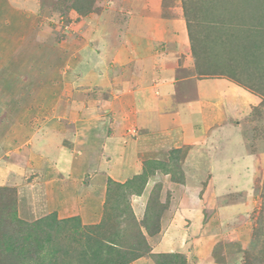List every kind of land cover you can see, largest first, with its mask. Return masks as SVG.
I'll return each instance as SVG.
<instances>
[{"label": "crops", "instance_id": "1", "mask_svg": "<svg viewBox=\"0 0 264 264\" xmlns=\"http://www.w3.org/2000/svg\"><path fill=\"white\" fill-rule=\"evenodd\" d=\"M74 1L0 0V4L4 5L0 13L3 17L13 12L20 15L26 12L22 6L30 2L65 3L68 22L86 27L82 31L86 33L88 30L90 35L100 32L102 39L95 50L85 48L76 68L82 70L79 77L83 83L82 101H88V106L92 101L89 95L96 91L95 88L97 92L101 90L100 93L109 94V98L103 101L105 112L101 108L97 113L95 107L83 105L81 114L82 117L90 114L100 119L99 125L89 129L93 134L98 133L97 136H90L101 151L98 155L107 157L106 164L101 166L121 165L119 171L122 173L118 181L124 183L139 172H133L132 167L140 165V159L144 162L147 156L160 151L157 150L159 146L166 154L172 149L190 147V154L184 161L186 185L176 184L169 175L166 176V195L172 198L166 214V238L159 241V248H154L152 252L182 254L188 264H220L216 260L220 257L228 261L231 257L228 253L230 243H238L245 249L251 241L253 230L246 226L249 219L245 213L242 216L239 214L241 206L252 201L251 192H232L237 189L229 190L227 185L224 192H219L214 182L218 169L214 165L221 158L230 161L233 166L241 164L242 161L231 156V152L227 153L228 157L217 154L226 148H234L236 156L244 153V159L248 155L256 157L257 164L251 170L253 190H256L254 181L260 178L261 169L264 171V145L259 146L258 154L249 151L244 135L248 127L244 123L246 117L241 118L244 101H247L251 118L252 110L264 100L250 87L262 82L259 73L264 70V6L261 3L264 0H247L254 10L250 7L244 19L230 14L228 8L225 9L216 0H95L94 11L85 16L69 8ZM8 47L3 46L5 51ZM85 53L91 54V58L85 57ZM198 69L237 70V77L245 82L240 84L230 75H215L214 72L206 73L211 74L209 76L200 75ZM66 112L74 115L73 111ZM125 130H134L136 134L125 140L121 136ZM233 132L238 133L237 140L232 138ZM230 133L231 137L227 136ZM212 136L214 141L208 142ZM222 138L226 142L221 143ZM207 145L210 146L208 156L203 150ZM69 147L72 144L58 147L60 150L57 153L64 159L57 161L59 167L55 166V177H58L48 183L51 189L41 186L44 207L51 205L55 210L47 212L44 208L42 215L38 214L39 218L54 212L59 219L76 217L72 212L75 202L72 185L77 174L75 161L81 157L71 154ZM213 151L216 152L211 153ZM83 157L86 158L87 154L84 153ZM63 164L65 167H62ZM246 166V171H250V167ZM238 170L242 171L241 168ZM61 172L65 177H59ZM12 175L15 174L3 176L0 187L16 189L19 198L22 190L17 182L21 178ZM61 186L63 189L60 190ZM206 186L209 190L202 195ZM197 188H200L197 193L200 203L187 204L194 196L192 190ZM253 193L256 194V191ZM207 194L216 198L215 206L211 201L207 204L200 199ZM182 204L184 207H181ZM23 208L20 198L19 217L28 220L24 214L38 216V211L32 207ZM174 212L176 214H172ZM202 224L206 225L208 232L192 236L203 227ZM238 224L243 227L237 228ZM188 228L192 233L187 231ZM132 264L154 263L150 258L143 257Z\"/></svg>", "mask_w": 264, "mask_h": 264}, {"label": "rangeland", "instance_id": "2", "mask_svg": "<svg viewBox=\"0 0 264 264\" xmlns=\"http://www.w3.org/2000/svg\"><path fill=\"white\" fill-rule=\"evenodd\" d=\"M216 2L225 9L228 8L230 14H235L236 17L241 19L246 18L249 14V9L252 8L254 10V7L247 0H216ZM35 4L30 2V4L23 5L22 8L26 12L23 11L20 15L13 12L3 17L2 13H0V17H3L0 18V180L7 174H15L12 176L21 178V181L17 182V185L22 190L21 197L18 198V192L14 188H12L14 191L10 196L15 198L17 204L21 198V205L25 207L23 208L24 210L32 207L38 211L37 215H42L41 212L44 208L47 212H49L48 210L53 211L55 210L54 207H51V205L44 207V202L41 201L42 187L49 186L48 188L51 189V185L48 183L58 177H55L57 175L55 166L59 167L57 161L63 158L61 154L57 153L60 150L58 147H68V145L72 144V147H69L71 154L81 157L80 160L76 159L75 161V171H77L75 173L77 174L72 185L75 191V202L72 212L75 216L78 215L81 218L84 225H94L102 219L108 180L119 182V176L122 173V171H119V168H122L121 165L109 164L101 166V164L105 163L104 161H106L107 157L102 154L98 155L101 151L99 152L97 149V142L93 141V143L90 138V136H97L98 133L93 134L90 132L91 129H89L91 126L99 125L100 121L98 120L100 119L98 116H93V118L89 114L88 117H82L83 105L93 109L95 107L98 113L101 108L102 110L105 108L103 106L104 99L109 98V94H102L100 93L101 90L97 92L98 89L95 88L96 91L93 90L89 95L92 99L89 102L90 107L87 104L88 101H82V94H84L82 90L83 83L81 78H79L82 75V70L76 68L77 63L82 60L85 48L90 47L92 51L95 50L102 37H99V31V34L93 35L91 33L90 35V31L87 29L89 34L82 31L86 27H77L76 24L68 22L65 14L67 8L65 3L54 5L39 2ZM1 9H4L3 4H0ZM97 21H95L96 24ZM94 29L96 30V26ZM4 45L9 46L6 51L3 48ZM91 56V54L85 53V57L91 58ZM259 75L260 80L264 81V70H261ZM69 99H73V101H68ZM246 103L247 101L243 102L241 118L246 117L244 123L250 131L249 139L254 144L256 134L251 129H259L258 131L264 129V116H262L258 124L253 122L256 120L253 119V116L249 117V109ZM66 110L73 111L74 115L67 114ZM103 112L105 111L103 110ZM103 126L104 124L101 125V127ZM256 126L258 127L256 128ZM124 133L121 136L125 140L136 134L134 130L131 132L125 130ZM213 136L209 138L208 142L214 141ZM227 136L231 137V133ZM232 138L237 140L238 133L233 132ZM261 140L258 143L259 146L261 145ZM220 141L221 143L226 142L225 138ZM209 148L210 146L207 145L203 149L207 151L204 152L207 156L210 154ZM162 149V146H159L157 150L160 151H156V154H153V152L147 156L144 162L147 160H163L161 159L163 156L167 158L166 151L162 152ZM95 151L97 153H93ZM222 151L221 153L217 152V154L228 157L227 153L231 152V156L238 157L239 161L242 162L233 166L230 161H224L222 158L217 161L218 164L214 165V168L218 169V172L214 182L219 192H224V188L227 185L229 190L237 189L232 192L241 191L244 194L246 192L248 194V192L253 193L256 191L257 194L250 193V200L252 199V201L244 203L241 206V213H239L240 215L245 213V217L249 219L246 220V226L253 230L251 240L257 238L258 231L263 227L259 245L246 256V259L244 258L243 264L251 262L254 257L262 259L264 263V171L261 169L260 178L258 177L254 181L256 190H253L251 189L253 185L251 170L255 169L257 164L256 157L248 155V158L244 159V153L236 156L234 148H226ZM84 153L87 154L86 158L83 157ZM157 156H159V159H156ZM202 157L205 158V155L202 154ZM142 160H139L140 165L132 167L134 168L132 171L135 173L139 170L136 175L142 172V164L144 163ZM246 165L250 167V171H246ZM62 167H65V165L63 164ZM237 168H241L244 172L241 170L237 171ZM157 175L150 179L142 196H133L131 198L132 208L140 222L144 219L146 203L155 184L158 183L162 187L160 202L165 204L169 200V207L161 220L160 233L153 237H148V242L153 247L152 250L159 248L157 243L166 238V214H168L172 201V198L170 197V200L166 195L168 190V178L166 176L168 175L161 173H157ZM63 176L65 177L64 173L61 172L59 177L62 178ZM61 189H63V186H61ZM199 190L200 188L192 190L194 196L190 197L187 204L200 203L197 198ZM208 190L209 186L208 188L206 186L202 195ZM252 195L257 196V198ZM200 199L207 204H210L211 201L214 204L213 206L217 204L216 198H212L208 194L205 197H200ZM235 199L240 200V198ZM181 207H184V204ZM215 214L214 212L213 215ZM39 215L25 216L24 214V217H27L28 220H34L39 219ZM260 217L263 218V221H261L262 218L260 219ZM202 226L192 236L205 235L209 229L204 224ZM241 227L243 226L238 224L237 228ZM187 231L192 233L189 228ZM232 262L233 258L231 257L230 263Z\"/></svg>", "mask_w": 264, "mask_h": 264}, {"label": "trees", "instance_id": "3", "mask_svg": "<svg viewBox=\"0 0 264 264\" xmlns=\"http://www.w3.org/2000/svg\"><path fill=\"white\" fill-rule=\"evenodd\" d=\"M94 3L95 0H75L69 8L85 16L94 11ZM188 27L191 30L189 25ZM197 72L204 76L211 75L206 74L210 72L215 75H230L237 82L240 81V84L245 82L237 77V70L198 69ZM251 85V89L264 98V81ZM251 115L256 124L261 121L264 116V101L252 110ZM253 129L251 130L255 132L256 140L254 144L251 143L247 128L244 133L246 146L251 153L258 154L260 139L261 145H264V129ZM189 154L190 147L172 149L166 160L144 162L142 172L124 183L109 179L102 219L94 225H84L79 216L59 219L56 212L35 221L23 220L19 217L15 198L10 196L14 190L1 187L0 264H132L143 257L150 258L154 264H188L182 254L153 253L148 242V237L160 233L162 217L169 207V200L165 204L160 202L161 185L157 183L153 187L141 222L136 218L131 198L142 196L150 179L157 173L169 175L176 184L186 185L184 161ZM168 197L170 198L169 194ZM262 228L258 231L257 238L252 239L245 249L238 243H230L228 253L233 258L232 263L231 257L228 261L222 257L216 258L218 263L243 264L246 256L259 245ZM247 264L264 263L262 259L254 257Z\"/></svg>", "mask_w": 264, "mask_h": 264}]
</instances>
